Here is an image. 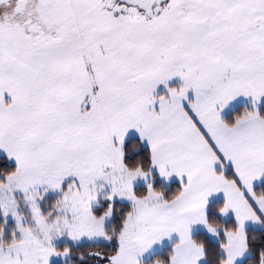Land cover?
Returning <instances> with one entry per match:
<instances>
[{
    "label": "snow or ice",
    "instance_id": "6c2138e0",
    "mask_svg": "<svg viewBox=\"0 0 264 264\" xmlns=\"http://www.w3.org/2000/svg\"><path fill=\"white\" fill-rule=\"evenodd\" d=\"M0 264H264V0H0Z\"/></svg>",
    "mask_w": 264,
    "mask_h": 264
}]
</instances>
